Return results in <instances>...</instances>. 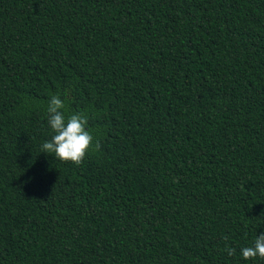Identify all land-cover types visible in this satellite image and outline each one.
Returning <instances> with one entry per match:
<instances>
[{
	"label": "trees",
	"instance_id": "16d2710c",
	"mask_svg": "<svg viewBox=\"0 0 264 264\" xmlns=\"http://www.w3.org/2000/svg\"><path fill=\"white\" fill-rule=\"evenodd\" d=\"M262 232L264 0H0V264H264Z\"/></svg>",
	"mask_w": 264,
	"mask_h": 264
},
{
	"label": "clouds",
	"instance_id": "9594fccd",
	"mask_svg": "<svg viewBox=\"0 0 264 264\" xmlns=\"http://www.w3.org/2000/svg\"><path fill=\"white\" fill-rule=\"evenodd\" d=\"M64 102L53 95L47 105V124L53 135L40 146L41 153L54 154L61 161L79 164L93 145L94 136L87 128V118L82 113L66 117ZM99 147V144H96ZM227 254L232 256L236 249L228 247ZM239 255L245 261L264 259V232L257 235L251 245L241 247Z\"/></svg>",
	"mask_w": 264,
	"mask_h": 264
}]
</instances>
